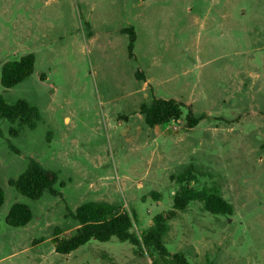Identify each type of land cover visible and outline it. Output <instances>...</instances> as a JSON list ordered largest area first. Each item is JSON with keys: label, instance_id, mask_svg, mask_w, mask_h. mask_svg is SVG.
Returning <instances> with one entry per match:
<instances>
[{"label": "rangeland", "instance_id": "1", "mask_svg": "<svg viewBox=\"0 0 264 264\" xmlns=\"http://www.w3.org/2000/svg\"><path fill=\"white\" fill-rule=\"evenodd\" d=\"M28 54L32 76L3 88V65ZM0 94L42 115L17 138L0 121V264H153L117 238L68 255L52 239L77 229L71 213L87 202L133 213L140 236L173 210L171 175L190 164L195 186L217 187L235 213L191 202L169 222L168 251L191 264H264V0H0ZM154 98L182 103V118L148 127L140 107ZM190 110L205 115L194 128ZM31 160L58 173L61 196L33 201L10 185ZM16 203L32 210L25 227L7 224Z\"/></svg>", "mask_w": 264, "mask_h": 264}, {"label": "trees", "instance_id": "2", "mask_svg": "<svg viewBox=\"0 0 264 264\" xmlns=\"http://www.w3.org/2000/svg\"><path fill=\"white\" fill-rule=\"evenodd\" d=\"M122 33L129 37L128 50L130 57L133 58L137 41L136 29L131 26L123 29ZM35 62L34 54L6 62L1 73L3 88L11 89L28 80L34 73ZM183 106L174 99L154 98L150 103H143L140 112L144 116L146 125L155 128L179 121L183 116ZM41 119L39 109L27 100L21 99L15 103H9L0 94V121L6 120L11 124L9 130L11 137H19L25 129L35 130ZM204 119L205 115L196 116L190 110L187 125L194 128ZM171 180L180 186V190L174 195L173 210L157 215L152 225L140 236L135 231L133 213L107 202H87L75 213H71L78 227L70 236L60 238L62 231L56 229L52 239L56 252L68 255L92 240L109 242L112 238H117L121 242L132 244L139 255L147 254L153 264H191L184 253L171 254L168 251L165 237L170 232L169 222L175 219L179 212H185L190 203L195 201L202 203L203 209L215 216L231 217L235 209L217 187L195 186L199 180L193 164L180 173L172 174ZM58 182V173L47 170L39 162L31 160L18 179L10 180V185L21 195L37 201L46 193L55 197L61 196V191L56 189ZM64 186L65 183H61V187ZM152 196L155 199L159 197L157 193H152ZM5 200V191L0 184V209L5 204ZM32 220L33 213L30 207L16 203L10 210L7 224L14 228H21L27 226Z\"/></svg>", "mask_w": 264, "mask_h": 264}]
</instances>
